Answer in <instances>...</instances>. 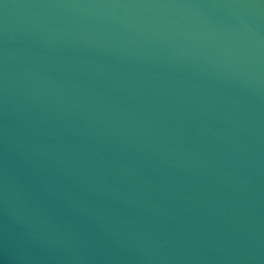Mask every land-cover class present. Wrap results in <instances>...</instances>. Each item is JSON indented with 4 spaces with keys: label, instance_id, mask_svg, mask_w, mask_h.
I'll list each match as a JSON object with an SVG mask.
<instances>
[{
    "label": "water",
    "instance_id": "water-1",
    "mask_svg": "<svg viewBox=\"0 0 264 264\" xmlns=\"http://www.w3.org/2000/svg\"><path fill=\"white\" fill-rule=\"evenodd\" d=\"M0 264H264V0H0Z\"/></svg>",
    "mask_w": 264,
    "mask_h": 264
}]
</instances>
